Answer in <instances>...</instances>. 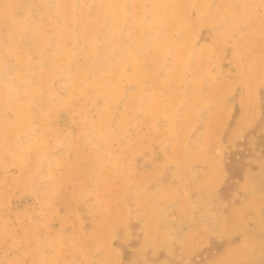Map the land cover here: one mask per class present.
Returning <instances> with one entry per match:
<instances>
[{
  "label": "rangeland",
  "instance_id": "374dc122",
  "mask_svg": "<svg viewBox=\"0 0 264 264\" xmlns=\"http://www.w3.org/2000/svg\"><path fill=\"white\" fill-rule=\"evenodd\" d=\"M0 264H264V0H0Z\"/></svg>",
  "mask_w": 264,
  "mask_h": 264
}]
</instances>
